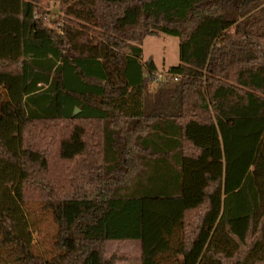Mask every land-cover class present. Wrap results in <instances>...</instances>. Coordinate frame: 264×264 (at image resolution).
I'll return each mask as SVG.
<instances>
[{"label":"trees","instance_id":"trees-1","mask_svg":"<svg viewBox=\"0 0 264 264\" xmlns=\"http://www.w3.org/2000/svg\"><path fill=\"white\" fill-rule=\"evenodd\" d=\"M162 34L180 64L159 82ZM127 241L140 264H264V0H0V252L116 264Z\"/></svg>","mask_w":264,"mask_h":264},{"label":"rangeland","instance_id":"rangeland-1","mask_svg":"<svg viewBox=\"0 0 264 264\" xmlns=\"http://www.w3.org/2000/svg\"><path fill=\"white\" fill-rule=\"evenodd\" d=\"M43 10L46 12V24L53 28L60 16V7L57 2H44ZM143 62L153 61L157 75L166 78L170 67L180 64V42L178 38L160 35L148 37L142 45ZM29 222L34 232V252L40 255H48L54 251L53 243L56 228L50 214L43 212L40 205L32 204L26 209ZM140 241H127L123 243L109 242L107 244V258L115 257L119 260L116 264H140ZM0 264H16L7 259L4 252H0Z\"/></svg>","mask_w":264,"mask_h":264},{"label":"built area","instance_id":"built-area-1","mask_svg":"<svg viewBox=\"0 0 264 264\" xmlns=\"http://www.w3.org/2000/svg\"><path fill=\"white\" fill-rule=\"evenodd\" d=\"M162 78H163V77H161L160 75H157V81L162 82V81H163Z\"/></svg>","mask_w":264,"mask_h":264},{"label":"water","instance_id":"water-1","mask_svg":"<svg viewBox=\"0 0 264 264\" xmlns=\"http://www.w3.org/2000/svg\"><path fill=\"white\" fill-rule=\"evenodd\" d=\"M79 112H80L79 110H76V111H75V115H78V114H79Z\"/></svg>","mask_w":264,"mask_h":264}]
</instances>
